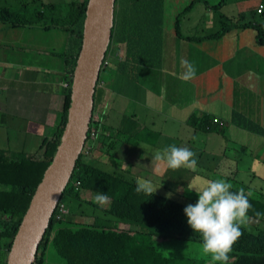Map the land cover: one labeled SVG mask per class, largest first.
I'll return each mask as SVG.
<instances>
[{
  "label": "trees",
  "instance_id": "obj_1",
  "mask_svg": "<svg viewBox=\"0 0 264 264\" xmlns=\"http://www.w3.org/2000/svg\"><path fill=\"white\" fill-rule=\"evenodd\" d=\"M39 1L38 6L27 1L20 9L14 10L4 6V2L0 0V22L12 28L41 24L47 30L60 31L66 38L64 69L61 73L62 82L65 81L67 85L61 87L60 111L52 126L51 137L43 139L42 150L37 156L8 157L0 151V264H7L23 217L56 155L70 104L72 74L81 48L87 0L62 1L59 4ZM227 3L228 0H219L215 5L207 0L193 2L189 6L192 9H188V26L195 29V22L203 21L205 24L211 19L214 23L212 28L206 25L202 29L203 35L188 36L182 33L183 16L176 20V34L172 35V31L165 34V0H116L111 42L94 93L87 139L52 215L34 264H46L50 250L54 251L63 264H157L155 255L162 252L164 264L166 259L170 263L174 260V264H183L185 250L175 240L184 241L187 247L194 244L202 246L201 235L191 229L184 213L187 205H194L198 200L195 191L194 199L191 197V189L195 185L191 187L192 182L178 179L175 175L176 181L171 183L174 190L170 195L157 190L152 195L137 192V178L148 180V175L135 172V169H149L148 166H141L139 157L133 154V149H138L141 143H145L141 142L138 135L142 129L141 124L134 115H127L119 122L118 127L112 129L108 123L110 108H98L96 97L99 98V87L105 84L110 88L115 102L122 93L133 96L135 89L140 87V78L151 75L152 72L159 74L164 71L166 59L171 60L175 51L172 49L178 47L175 44L183 41L219 44L221 39L232 36L228 48L234 49L236 45L242 44H233V36L238 39L249 38L252 45L246 54L251 55L250 63H264L259 52L264 47V4L259 3L251 10L261 16L262 22L251 24L240 12L237 19L223 14L221 9ZM198 4H203L205 11L211 12L202 13L200 8L197 9ZM259 7L261 9L258 12ZM254 30L256 35L252 34ZM189 119L202 132H217L222 137L226 126L234 123L261 137V147L264 150V127L256 119L253 120L240 111H233L231 120L226 122L209 114L199 116L194 113ZM149 130L152 132L151 128ZM248 143L244 141L239 147L245 150ZM204 155L205 152L198 160L201 161ZM227 156L231 155L224 154L223 158ZM219 157L218 155L214 159ZM214 159L208 162L206 171L189 169L190 172L181 167L179 176L189 173L191 181L196 176L225 179L233 185L232 191H238L240 183L245 193H250L252 208L247 213L248 225L242 227L243 235L233 245L228 264H264V227L261 226L264 224V191L253 184V173L248 175L249 181H236L241 173L237 161V167L228 173L217 160L215 165H210ZM126 164L130 169L129 173ZM179 187L190 190L191 194H184V197L179 195ZM98 191L109 197L108 207L93 202ZM60 206L65 209L64 213L59 214ZM78 217H82L83 221H76ZM112 220L117 225L121 222L125 226L115 228L111 225ZM162 238L167 240L162 243ZM151 255L153 258L150 260ZM60 261L57 263L62 264Z\"/></svg>",
  "mask_w": 264,
  "mask_h": 264
},
{
  "label": "crops",
  "instance_id": "obj_2",
  "mask_svg": "<svg viewBox=\"0 0 264 264\" xmlns=\"http://www.w3.org/2000/svg\"><path fill=\"white\" fill-rule=\"evenodd\" d=\"M30 3L38 6L40 1L31 0ZM196 24L199 25L200 22H195L193 26H197ZM13 31L15 38L11 39L8 36ZM231 37L221 39L219 44L187 41L175 44L178 47L172 49L175 50L172 59H166L164 71L159 74L152 72L151 75L140 78V87L135 89L133 96L122 93L115 102L106 84L99 87L98 102L102 109L110 108L108 123L112 129L118 127V121L127 115H134L141 124L142 129L138 135L141 142L145 143H141L136 149V154L138 162H144L149 169L143 171L136 168L135 172L143 175L156 174L155 177H148L150 181L152 178H161L160 175L164 174L165 177L169 175L173 183L176 175L178 179L192 182L191 187L202 186L204 177L196 176L191 181L189 173L179 176L181 168L171 170L153 159V146L157 143L159 149L175 143L179 147L187 144L190 149L199 135H205L210 141L219 135L217 132L207 134L195 128L189 119L194 113L199 116L209 114L226 122L231 120L233 111L237 110L256 119L264 127V109L258 108V105H264L263 89L260 88L261 95L255 100L257 93L250 92L246 87L247 80L251 87H255L258 67L250 63V66L241 65L237 71L239 64H234V59L238 54H246L249 48L242 44L229 49ZM65 49L66 38L58 30H47L41 24L12 28L0 22V151L8 157L37 156L42 150L43 139L51 137L52 126L60 111L59 95L62 90L61 72L64 69ZM181 59L192 62L196 67L195 77L187 82L181 79L184 71ZM240 76H244L241 80L242 87L238 80ZM243 89L249 93L250 100H255L252 107L249 102H238ZM149 111L161 115L162 119L153 121ZM116 112L120 116L114 123ZM228 126H232L235 132L240 128L234 123ZM180 130L187 133V139H181ZM250 134L244 130L246 142L251 139ZM225 140L222 137V142ZM243 143L244 141L241 142ZM147 146H150L151 152L143 154L142 151ZM252 146V149H256V146ZM248 148L249 146L242 150L248 151ZM216 156L218 155L205 153L201 161L197 160L199 163L195 171H206L208 162ZM263 157L264 150L260 148L253 158H260L259 167L264 168ZM216 160L223 164L224 170L238 165L231 156L214 159L210 165H215ZM256 177L253 176V184L259 188L264 177Z\"/></svg>",
  "mask_w": 264,
  "mask_h": 264
},
{
  "label": "water",
  "instance_id": "obj_3",
  "mask_svg": "<svg viewBox=\"0 0 264 264\" xmlns=\"http://www.w3.org/2000/svg\"><path fill=\"white\" fill-rule=\"evenodd\" d=\"M116 0H87L70 104L56 155L45 172L9 252L7 264H34L52 215L81 154L92 120L94 93L109 48Z\"/></svg>",
  "mask_w": 264,
  "mask_h": 264
},
{
  "label": "rangeland",
  "instance_id": "obj_4",
  "mask_svg": "<svg viewBox=\"0 0 264 264\" xmlns=\"http://www.w3.org/2000/svg\"><path fill=\"white\" fill-rule=\"evenodd\" d=\"M27 1H31V0H2V2H4V6H9L12 7L14 10H18L20 9L23 5L27 4ZM45 3H49V2H54V3H61L62 1H70V0H43ZM196 0H165V22H164V30L167 32L165 34H170V31H172V35L176 34V20L178 17L183 16L184 20L181 21V24L183 26V31L182 33L184 35H203L204 32L202 29H204V27L207 25L209 28L213 27V23L214 21L211 19L209 21H206L205 24L203 21L200 22L199 25H197L194 29V27H189L188 26V18H189V10H191L192 8L189 9V6L195 2ZM209 3L213 4H217L219 2V0H207ZM213 2V3H212ZM262 3L264 4V0H228L227 5L221 9V12L223 14H225L226 16L232 18V19H237L239 12L242 13L244 15V17L247 19L248 23L251 24H259L262 22V18L261 16L255 14L254 12H252L251 10L254 9V7L259 4ZM199 7L197 9L200 8V10L202 11V13L204 14H208L210 12V10L205 11L204 9V5L203 4H198ZM168 6L170 8V10L168 11ZM187 11H185V10ZM189 9V10H188ZM170 11H174L175 15L173 14L174 12H170ZM168 12L169 15H168ZM181 14V15H179ZM181 19V18H180ZM182 28V27H181ZM250 31V29H248ZM253 35H256V31H252ZM12 35L8 36L11 39L15 38V31L11 32ZM164 34V35H165ZM234 42L233 44H246L248 48H251V39L249 38H245V39H238L235 36H233ZM260 56L262 55V57L264 58V47H262L260 49ZM250 54H238L236 56V58L234 59V64H239L237 66V71H239V67L242 66H250ZM244 62V64H243ZM255 66L258 67V72L255 75V83L254 86L255 87H251L250 85V81L247 80L246 81V87L250 90V92H253L254 94L257 93V96L255 97V100L260 97V88L263 89L264 92V63H257L254 64ZM244 76H240L238 78L239 80V84L240 87L241 86V80L243 79ZM255 100H250V95L248 92H246L244 89L243 91H241V94L239 96L238 102H249L250 106L252 107V104L255 102ZM264 102V100H262ZM96 105L98 108L102 109V106L99 104L98 102V96L96 97ZM256 107V106H255ZM259 109H264V105H258ZM149 115L150 117H153V121L158 120V119H162L161 115H155L154 113H152L151 111H149ZM120 115L118 114V112H116L115 117L113 118V122H117L118 121V117ZM123 119V118H122ZM121 119V121H122ZM120 121H118L119 123ZM180 137L181 139H187V133L182 132V130H180ZM225 137V141L222 142V136L217 135L214 136L215 139L213 141L207 140L205 135H199L195 138L194 142H192L193 146L190 148L193 152L196 153V159L198 160L200 158V156L205 152L206 154L209 153H213L215 155H219L220 157L223 158L224 154L227 155H231L234 158V161H237L239 163V169L241 171L239 177L236 179L237 182L243 181V180H248V175L253 173L255 174L257 178H260L262 175H264V168L263 167H259L260 164V158L256 159L253 158L255 156V154L258 152V150L260 148L263 147H259V145L261 144V137L257 136V135H249L251 136V139H249L247 142L252 143L254 146H256V149H252L253 146L252 144L250 145L248 143V151H243L240 147H237V149H234L236 146L241 145V142L245 141L244 140V130L242 128H238L237 132H235V130L231 127H229L228 125L226 126L225 129V133L223 134ZM264 143V140L263 142ZM174 145H178V143H175ZM185 147H187V144H184ZM183 146V147H184ZM179 147V146H178ZM154 148V152L155 150L159 149L158 143L156 145L153 146ZM134 152L133 154H136V149H133ZM151 152V148L150 146H147L145 148L144 151H142V153H150ZM264 166V162L262 163ZM141 166L145 167L146 164L144 162H141ZM126 168L128 169V164H126ZM198 168V167H197ZM196 168V170H197ZM235 165H233L232 169H230L229 167L226 169L228 173H230L232 170H234ZM130 169H128V173H129ZM134 176H135V172H133ZM207 176V174H205ZM156 174H150L147 177H155ZM161 178H152L151 182L155 185V187L157 188L156 190L158 192L164 193L165 195H170L171 193H173L172 191L174 190L173 185L171 184V179L170 176H164L160 175ZM232 177V176H231ZM208 180L206 177H204V181ZM249 181V180H248ZM254 181V180H253ZM202 182V181H201ZM204 184V183H203ZM246 183H242V185H244ZM168 186V188L166 187ZM240 188L242 187L241 184L239 183ZM194 187H197L196 185ZM194 187H192L191 191L193 192L191 197L194 199ZM262 190L264 191V181L262 182L261 186ZM196 192V191H195ZM179 195H182L184 197L185 195H190L191 192L190 190L185 189L184 187H179L178 188V192ZM109 200L108 202L103 205V207H108L109 205ZM78 221H83L82 217H78L77 219ZM111 225L114 226L115 228H121L124 227L125 225H122L121 222H119V224H115L114 220L111 221ZM262 227H264V224H261ZM127 230V229H126ZM167 239L162 238L160 239V242L164 243ZM174 240V239H173ZM177 242H179L183 247H184V256L185 259L183 260V264H191V263H195V261H197V264H209L210 262V258H207L203 255L202 250H201V244H194V245H190L189 247H187V243H185L184 241H179V240H175ZM155 257H157V264H164V254L162 253H158L157 255H155ZM47 261L48 264H58L57 262L60 261L57 258V255L54 253L53 250L48 251V257H47ZM151 258H153V255H151ZM61 262V261H60ZM62 263V262H61ZM166 264H174V260L171 261V263L169 262V259H166L165 261ZM63 264V263H62Z\"/></svg>",
  "mask_w": 264,
  "mask_h": 264
},
{
  "label": "clouds",
  "instance_id": "obj_5",
  "mask_svg": "<svg viewBox=\"0 0 264 264\" xmlns=\"http://www.w3.org/2000/svg\"><path fill=\"white\" fill-rule=\"evenodd\" d=\"M180 63L184 69L181 79L185 82L193 79L195 65L184 59ZM153 159L171 170L183 167L195 171L198 163L195 152L176 145L155 150ZM232 188L225 179H208L202 186L194 187L197 202L184 208L188 225L202 237L201 250L205 256H210L209 264H228L233 245L243 235L242 227L248 225L247 213L252 208L250 193L246 194L243 188L238 191H232ZM156 189L150 180L137 178V192L152 195ZM108 200L107 195L98 191L93 202L103 206Z\"/></svg>",
  "mask_w": 264,
  "mask_h": 264
},
{
  "label": "built area",
  "instance_id": "obj_6",
  "mask_svg": "<svg viewBox=\"0 0 264 264\" xmlns=\"http://www.w3.org/2000/svg\"><path fill=\"white\" fill-rule=\"evenodd\" d=\"M260 7H259V10H258V12L260 11ZM62 85L63 86H66L67 85V83L66 82H62ZM94 117H96V115H94ZM65 212V209L62 207V206H60V208H59V214L60 213H64Z\"/></svg>",
  "mask_w": 264,
  "mask_h": 264
}]
</instances>
